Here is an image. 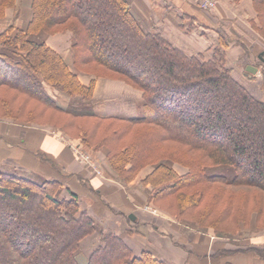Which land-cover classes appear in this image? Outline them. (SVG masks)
<instances>
[{
    "label": "trees",
    "instance_id": "16d2710c",
    "mask_svg": "<svg viewBox=\"0 0 264 264\" xmlns=\"http://www.w3.org/2000/svg\"><path fill=\"white\" fill-rule=\"evenodd\" d=\"M19 3L0 0V21ZM25 4L30 14L25 26L10 24L0 32V122L23 128L50 124L39 121L47 110L66 116L53 126L82 148L105 149L109 168L125 183L140 168L153 167L141 182L151 188V201L167 202L166 212L213 232L235 233L252 222L264 229V101L232 76L225 53L187 55L160 33L147 31L129 0ZM252 5L264 39V0ZM63 30L73 39L75 67L92 76L88 84L57 50L32 38ZM217 43L228 46L221 35ZM96 78L120 80L139 91V114L105 116L81 107L93 99ZM166 161L186 172L179 174ZM53 170L59 177L40 181L0 171V264H167L151 248L134 255L120 235L99 231L72 189L80 187V175ZM224 186L232 192L220 197ZM63 190L68 197L61 196ZM241 190L259 200L249 212L233 214L230 203ZM224 197L221 209L218 198ZM95 231L100 243L84 255V242ZM249 252L264 261V246Z\"/></svg>",
    "mask_w": 264,
    "mask_h": 264
},
{
    "label": "rangeland",
    "instance_id": "374dc122",
    "mask_svg": "<svg viewBox=\"0 0 264 264\" xmlns=\"http://www.w3.org/2000/svg\"><path fill=\"white\" fill-rule=\"evenodd\" d=\"M25 1L21 0L17 9L7 10L6 18L0 21V32L10 24L18 27L25 26L30 16ZM129 2L133 11L140 18L142 26L147 31L160 33L172 45L182 49L187 55L202 53L209 57L215 53L216 49L225 53V65L231 69L232 76L240 74L249 76L246 69L247 65L260 63L261 61L257 55L264 52V46L254 44L256 53H252L251 56L248 49L252 43L249 42L247 26L241 23L240 17L234 18L231 16L222 19L218 14V9L223 6L218 0H216L215 6L211 8H204L197 0H129ZM221 14L223 15V11H221ZM201 17H205L206 20L209 18L211 22H207L208 25L205 26L200 20ZM246 21L249 25V20L246 19ZM236 23H239L242 28H246L247 33L237 28ZM218 27L222 31V34H219L227 37V47H222L218 43H213V45L208 43L206 48L197 51V53L193 52L191 47H188V45L192 46L197 43L192 41L193 38L201 39L204 33L215 37L214 34L217 33L215 29ZM227 27H232L234 33H229L230 29L227 30ZM184 35H188V37ZM209 35L203 38L204 44L209 41L206 42ZM32 38L43 40L57 50L70 65V68L77 73L79 79L82 78L85 81L92 79L91 75L75 67L71 49L73 39L69 31L40 32L33 35ZM239 52L244 54L237 58L236 53ZM260 70L262 72L260 71V74H257L259 77L257 76L256 79V84L260 86L253 89L259 95L262 92L259 89H264V67ZM97 80L100 81V84L102 83L100 85L101 89L91 102L81 106L83 103L72 100L74 105L92 108L97 113L103 112V114H113L117 111L116 113L121 116L124 114V118H128L126 116L131 114V116H137L136 112H130L137 107L140 110L141 97L138 95L139 91L120 80L96 78L95 81ZM245 83L247 82L245 81ZM104 85L106 86L104 87ZM47 90L51 95H55L53 90L49 88ZM58 101L62 104L67 102L60 97H58ZM36 108L42 110L41 106ZM42 116L39 121L47 122L50 120V124L43 123L40 126L31 124L23 128L13 126L11 120H4L7 123L0 124V130L3 129L2 127H9L14 132H19L15 137H8V141L0 135L1 172L16 174L37 181L44 180L45 176L50 175L59 177V171L57 173L53 170V167L71 174L65 170L64 165L58 160L57 157L60 155L54 154L56 152L54 145L56 144H52V142H57L59 146L70 150L74 154L77 163L83 166V171L77 173L81 177L80 187L74 188L72 186V189H75L74 191L83 197V199H80L81 207L88 210L99 231L113 232L110 230L115 229V233L123 238L134 255H139L142 250L151 248L157 257L164 261L161 251L155 249L156 247L161 248L163 255L166 257L171 255L177 257V261L181 260L184 262L183 264H264V261L260 260L254 252H249V247L264 246V229L255 227L254 222L250 226L247 224L240 231L225 234L213 232L212 229L206 227H197L191 221L179 218L174 213L171 214L172 210L166 212V208L167 210L171 209L168 207L167 202L162 201L155 204L151 201L149 199L151 188L144 186L141 182L153 167L144 166L140 168L132 181L125 183L109 168L105 149L90 151L82 148L72 140L74 138L53 126V124L58 125L63 122L66 116L56 114L50 110H47L45 115ZM72 146L81 148L82 154L91 158L99 172L90 168L74 150H71ZM166 163L173 166L179 174L186 172V169L180 165L168 161ZM219 170V172H224L223 169ZM72 175L76 174L73 173ZM224 189L220 197L224 193L227 195L230 191L232 192L231 188H225L224 186ZM92 190L98 193L96 198L94 193L92 195ZM245 191H238L239 193H236L231 203L229 202L230 205L232 204L233 214L241 209L244 212H249V210H252L251 204L253 201L259 200L257 195L255 197L253 193H243ZM61 196L68 197L64 190L61 191ZM219 198V207L222 209L227 202L225 197L221 201ZM94 202L97 207H93ZM153 210L155 211L153 212ZM120 215L123 217L119 219ZM129 215L134 217V219H131L134 221H131L130 217L128 218ZM125 219H127V222ZM105 224L106 228L104 227ZM127 231L131 233H127ZM100 238V233L95 231L86 239L82 247L85 251L84 255H87L95 245L100 243ZM238 250H246V252L235 253Z\"/></svg>",
    "mask_w": 264,
    "mask_h": 264
},
{
    "label": "crops",
    "instance_id": "0c3cea01",
    "mask_svg": "<svg viewBox=\"0 0 264 264\" xmlns=\"http://www.w3.org/2000/svg\"><path fill=\"white\" fill-rule=\"evenodd\" d=\"M252 1L253 0H218V2L223 6V7H221L220 6V9H218L219 10V12H218V14H219V16H221V18L223 19V18H225V17H231V16H233L234 18H241L240 20H241V23L242 24H244V25H246L247 26V28H248V31H249V42H251L252 44H251V46L249 45V49H248V51H249V54L252 56V53H256V51H254L255 50V46H254V44H259V45H262V46H264V39L261 37V36H259V34H258V32H257V27H258V22H257V19H256V13H255V11H254V9H253V5H252ZM226 8V10H225V8ZM224 8V9H223ZM217 10V11H218ZM221 11H223V15L221 14ZM226 14V15H225ZM216 16V15H215ZM242 18H245V19H242ZM246 19H248L249 20V25L247 24V21H246ZM201 22L203 23V24H205V26H207L208 24H207V22H211L210 21V19L209 18H207V20L205 19V17H201ZM227 24V23H226ZM236 26H237V28H239V29H241L243 32H246V28H242L241 26H239V23H236L235 24ZM208 28V27H207ZM230 29V30H229ZM227 30H229V33H231V34H233L234 33V31H233V28L232 27H227ZM226 30V31H227ZM215 31H217V33H215L214 34V36L215 37H211L209 34V38L206 40V42L207 43H205L204 44V40H203V38L205 37H207L208 35L206 34V33H204L203 34V37L201 38V39H195V38H193L192 39V41H194V42H197V43H195V45H192V46H190V45H188V47H191L192 48V50H193V52H196L197 53V51H199V50H203L204 48H206L207 46V44L208 43H211V45H213V43L214 44H216L217 43V41H218V37H219V33H221L222 34V31L220 30V28L218 27V28H216L215 29ZM208 32H210L209 30H208ZM212 32V31H211ZM247 33V32H246ZM185 37H188V35H184ZM224 38H226L227 39V37L225 36V35H222ZM183 37V36H182ZM51 47V46H50ZM54 49V48H53ZM253 49V50H252ZM250 51H251V53H250ZM244 53L243 52H239V53H236V56H237V58H239V57H241L242 55H243ZM257 55V54H256ZM260 55V54H259ZM259 55H257V57L259 58ZM263 55H264V52H263ZM260 59V58H259ZM261 60V59H260ZM261 64V65H260ZM263 65H264V63L263 62H261L260 61V63H253L252 65H247V67H246V69H247V72L249 73V76H247V75H244V74H240V75H233L234 76V78L237 80V81H239L241 84H243L246 88H247V90L249 91V93H251L255 98H257V99H259V100H262V101H264V92H263V90L262 89H259V91L261 92L260 93V95L259 94H256L254 91H253V89H255V88H258V86H260L259 84H256V79H257V76L259 77V75H257V74H260V69L261 68H263ZM262 72V71H261ZM263 74V73H262ZM81 80V82L82 83H84V84H88V82H89V80H87V81H85L84 79H80ZM245 81L247 82V83H245ZM249 81V82H248ZM102 84V83H101ZM100 81H96V85H95V90H94V96L93 97H95L96 96V94L98 93V91L101 89V87H100ZM106 85H104V87H105ZM121 89V88H120ZM123 90V89H122ZM139 96H140V93L138 94ZM134 107H135V105H134ZM133 107V108H134ZM138 109V107L137 108H134V110L133 111H131L130 113H134V112H136L137 113V115L139 114V109ZM117 111H115V113H113V114H103V112H99V114L100 115H105V116H117V117H122V118H124V114H123V116H121L120 114H118V113H116ZM132 115V114H131ZM131 115H129V116H126V117H134V116H131ZM3 122H5V123H7L6 121H4V120H2L1 122H0V124L1 123H3ZM3 129L2 130H0V135L1 136H6V137H15V135L16 134H18L17 133V131L16 132H14V130H12L11 128H9V127H2ZM60 140H62V139H60ZM65 142V141H64ZM62 143H63V141H62ZM52 144H56V145H54L55 147H54V149L56 150V152L54 153L55 155H60L59 157H57L58 158V160L60 161V163L61 164H63L64 165V167H65V170L67 171V172H69V173H71V174H77V173H80V172H82L83 171V166H81L80 164H78L77 163V161L75 160V158H74V154L70 151V150H67L65 147H63V146H59L58 144H57V142L56 143H54V142H52ZM66 145V144H65ZM60 148V149H59ZM63 149V150H62ZM71 150H72V148H71ZM52 151V150H51ZM84 202H85V199H84ZM130 216V215H129ZM129 216H128V218H129ZM132 216V215H131ZM123 216H119V219L120 218H122ZM130 219V218H129ZM133 219H134V217H133ZM126 220V222H127V219H125ZM131 220V219H130ZM131 221H134V220H131ZM105 228H106V224H105V226H104ZM109 228H111V227H109ZM113 229V228H112ZM115 229H113V230H110V231H113V232H116V231H114ZM133 249V248H132ZM155 249H157V250H159V251H161V256H162V258L164 259V261L167 263V264H183L184 262L183 261H177V257H173L172 255L171 256H165V255H163V251L161 250V248H156L155 247ZM133 251H134V249H133Z\"/></svg>",
    "mask_w": 264,
    "mask_h": 264
},
{
    "label": "built area",
    "instance_id": "2783aa9c",
    "mask_svg": "<svg viewBox=\"0 0 264 264\" xmlns=\"http://www.w3.org/2000/svg\"><path fill=\"white\" fill-rule=\"evenodd\" d=\"M204 8L208 7H214L216 4V0H197ZM72 150H74V152L76 154L79 155V157L92 169H94L95 171L99 172L97 170V167L95 166V164L93 163V161L91 160V158L88 155H83L82 154V149L76 146H72L71 147ZM155 210H153L154 212Z\"/></svg>",
    "mask_w": 264,
    "mask_h": 264
},
{
    "label": "water",
    "instance_id": "95a60500",
    "mask_svg": "<svg viewBox=\"0 0 264 264\" xmlns=\"http://www.w3.org/2000/svg\"><path fill=\"white\" fill-rule=\"evenodd\" d=\"M259 58L261 59V62L264 63V55H263V53L259 55ZM129 217H130V219H133V216L130 215Z\"/></svg>",
    "mask_w": 264,
    "mask_h": 264
}]
</instances>
